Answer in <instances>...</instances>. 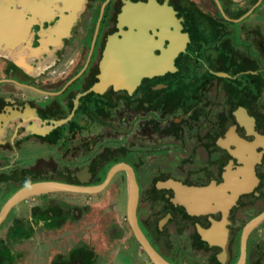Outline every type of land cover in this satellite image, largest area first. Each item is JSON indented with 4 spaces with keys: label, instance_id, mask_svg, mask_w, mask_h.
I'll list each match as a JSON object with an SVG mask.
<instances>
[{
    "label": "flooded vegetation",
    "instance_id": "obj_1",
    "mask_svg": "<svg viewBox=\"0 0 264 264\" xmlns=\"http://www.w3.org/2000/svg\"><path fill=\"white\" fill-rule=\"evenodd\" d=\"M148 2L0 0V215L30 184L82 189L7 211L0 264H24L20 247L37 238L58 249L46 264H154L129 219V172L138 224L162 258L239 264L244 229L264 213V0H169L190 38L179 69L135 91L97 90L111 38L131 28H120L124 8ZM263 225L244 264H264Z\"/></svg>",
    "mask_w": 264,
    "mask_h": 264
},
{
    "label": "bare ground",
    "instance_id": "obj_2",
    "mask_svg": "<svg viewBox=\"0 0 264 264\" xmlns=\"http://www.w3.org/2000/svg\"><path fill=\"white\" fill-rule=\"evenodd\" d=\"M169 0L164 5L158 4L157 0H149L145 6L128 4L124 8V12L120 17V28L125 25H130V30L121 31V35H115L111 38L110 45L107 50V57L103 63L102 80L96 84V89L99 90L101 85L104 89L111 85L117 84L122 88H131L135 84L137 75L141 72L143 67L156 66L165 68L171 66L175 55L176 48L183 43L184 35L188 33L183 32L184 21L183 17H178L175 10L169 7ZM181 22L180 27L177 22ZM156 23L161 31V38L159 36L147 35L149 28ZM184 23V22H183ZM154 27V26H153ZM171 39L173 42L168 47L163 46L161 41ZM109 43V42H108ZM176 46V47H175ZM162 49V53L157 56L155 49ZM154 51V52H153ZM153 66V67H152ZM35 131L33 126L27 123V132ZM36 131L44 133V130L36 128ZM35 131V132H36ZM130 175V213H133L136 198V185L133 181V175ZM79 189V187L68 186L57 182H39L22 189L15 197V200H21L31 194H40L49 190L59 189ZM97 188H92L90 191ZM132 217V216H131ZM248 228L247 231H249ZM217 241H212V243ZM205 243V242H204ZM244 264V261L242 262Z\"/></svg>",
    "mask_w": 264,
    "mask_h": 264
},
{
    "label": "water",
    "instance_id": "obj_3",
    "mask_svg": "<svg viewBox=\"0 0 264 264\" xmlns=\"http://www.w3.org/2000/svg\"><path fill=\"white\" fill-rule=\"evenodd\" d=\"M137 5V4H135ZM140 6H145L146 4H139ZM186 36H188L186 34ZM190 38L189 36L186 39V42H183L181 45H179L176 48V55L172 61V63L170 64L171 66H167L165 68H162L161 66H156L153 69L151 67H143L141 72L137 75V78L135 79V84L131 86V88H128L131 91H135V89L143 82L144 79L147 78H154L157 76H164L168 73H174L176 72L179 68L176 64V60L178 55L180 54L181 51H185L187 49V44L189 43ZM176 47V46H175ZM153 67V66H152ZM223 75V74H221ZM119 88V85H117ZM3 115H0V121H2ZM32 132L35 131H31L29 132V134H31ZM28 133V132H27ZM112 173H110L109 178L112 176ZM132 173V172H131ZM133 175V174H132ZM108 178V179H109ZM133 181L136 185V198H135V207H134V211L133 213H130V193H129V207H128V212H129V219L130 222L132 224L134 233L138 239V241L142 244L143 248L145 249V251L147 252V254L150 256L151 260L153 261L154 264H170L168 261H166L164 258H162L158 252L152 247V245L150 244V242L148 241L147 237L144 235V233L142 232L138 221H137V216H136V208H137V204H138V199H139V194H138V185L136 182L135 177L133 176ZM36 184V183H35ZM33 185V184H30ZM27 185V186H30ZM67 185V184H66ZM27 186H24L23 188H21L19 191H17L6 203V205L3 208L2 214L0 215V224L4 221V219L6 218V212L10 211L12 207H14L15 205L21 203L22 201L34 196V195H38V194H31L29 196H27L26 198H23L21 200H15L14 197L24 188H26ZM71 186V185H68ZM74 187V186H73ZM76 187V186H75ZM69 190L72 191H78L79 189H73V188H67ZM99 189V188H98ZM96 189V190H98ZM197 189H202V188H197ZM96 190H92V191H96ZM129 190H130V178H129ZM52 190L46 191V192H50ZM46 192H42L40 194L46 193ZM132 216V217H131ZM264 221V213L262 215L257 216L256 218H254L253 220H251L245 227L244 229V233H243V237H242V256L240 258L239 264H242L243 261H245L246 258V245H247V239L250 235V233L257 227L259 226L262 222ZM249 229V231H247Z\"/></svg>",
    "mask_w": 264,
    "mask_h": 264
},
{
    "label": "crops",
    "instance_id": "obj_4",
    "mask_svg": "<svg viewBox=\"0 0 264 264\" xmlns=\"http://www.w3.org/2000/svg\"><path fill=\"white\" fill-rule=\"evenodd\" d=\"M17 216L24 218V217H27L29 215H17ZM3 230L2 231L0 230V235L3 233ZM24 236H27V234L22 232L21 237L17 239V241L20 242L19 244L23 245V246L25 245L26 241L28 240ZM40 244H42V241L40 238H37L36 242H35V247L32 248L30 253L27 251L28 248L26 249V246L23 248L20 247L21 253L22 252L24 253L22 258L26 259L25 262L23 261L24 264H28V263H30V264H46V263H48L47 260H49V257H54L58 254V249L50 250V248L48 249L47 247L41 246ZM98 247L101 248V245L98 244Z\"/></svg>",
    "mask_w": 264,
    "mask_h": 264
},
{
    "label": "rangeland",
    "instance_id": "obj_5",
    "mask_svg": "<svg viewBox=\"0 0 264 264\" xmlns=\"http://www.w3.org/2000/svg\"><path fill=\"white\" fill-rule=\"evenodd\" d=\"M121 216V215H120ZM119 216V217H120ZM251 216H254V215H251ZM121 219V218H120ZM123 220V219H122ZM258 237H260V235H261V237H264V225L263 226H261L259 229H258ZM135 243V249H141V247L136 243V241L134 242ZM129 260H127L126 258H124V257H122V256H120V258L118 259V262H120V263H126V262H128ZM133 261L134 262H139L140 264H147V261H150L149 259H148V257L146 256V255H142V256H139V258H133ZM133 262V263H134ZM132 263V264H133ZM131 264V263H130Z\"/></svg>",
    "mask_w": 264,
    "mask_h": 264
}]
</instances>
